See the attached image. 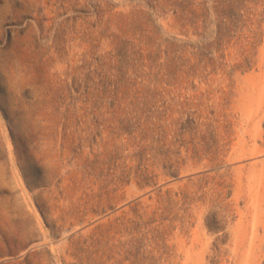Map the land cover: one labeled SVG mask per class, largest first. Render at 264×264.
Here are the masks:
<instances>
[{"label": "rangeland", "instance_id": "obj_1", "mask_svg": "<svg viewBox=\"0 0 264 264\" xmlns=\"http://www.w3.org/2000/svg\"><path fill=\"white\" fill-rule=\"evenodd\" d=\"M0 264H264V0H0Z\"/></svg>", "mask_w": 264, "mask_h": 264}]
</instances>
